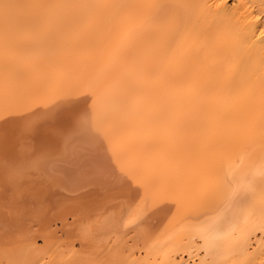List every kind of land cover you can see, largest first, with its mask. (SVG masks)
<instances>
[{
    "label": "bare ground",
    "instance_id": "bare-ground-1",
    "mask_svg": "<svg viewBox=\"0 0 264 264\" xmlns=\"http://www.w3.org/2000/svg\"><path fill=\"white\" fill-rule=\"evenodd\" d=\"M0 264H264V0H0Z\"/></svg>",
    "mask_w": 264,
    "mask_h": 264
},
{
    "label": "rangeland",
    "instance_id": "rangeland-1",
    "mask_svg": "<svg viewBox=\"0 0 264 264\" xmlns=\"http://www.w3.org/2000/svg\"><path fill=\"white\" fill-rule=\"evenodd\" d=\"M10 129H11V128H8V131H7V133H6V138H5L6 145H7V146L9 145L8 147H10L11 145H12V147H14V146H13L14 144H15V145H18V144H17L18 142H19V144H20L23 140L25 141L26 139H28V140L30 139V137H29L28 135H25L26 138H24V137H25L24 135H23V136H18L17 134H15L16 132L13 131L14 129H11V130H10ZM10 131H13L14 133H13V132H12V133L14 134V136L16 135L17 137L12 136L13 134H12ZM10 133H11V134H10ZM39 134H40V133H37L38 136H37V135L32 136V138H31L32 141H36V140L38 139V137H39ZM8 135H9V136H8ZM18 137H19V138H18ZM22 137H23L24 139H23ZM28 137H29V138H28ZM20 138H21V139H20ZM9 139H10V141H9ZM11 139H13V140H11ZM31 139H30L29 141H28V140H27V141H28L29 143H31ZM7 140H8V141H7ZM18 140H19V141H18ZM20 140H21V141H20ZM17 141H18V142H17ZM10 142H11V143H10ZM12 142H13V143L15 142V143L13 144ZM16 142H17V143H16ZM33 143H34V142H33Z\"/></svg>",
    "mask_w": 264,
    "mask_h": 264
}]
</instances>
